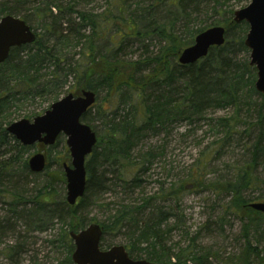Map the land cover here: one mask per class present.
Here are the masks:
<instances>
[{
    "label": "trees",
    "instance_id": "obj_1",
    "mask_svg": "<svg viewBox=\"0 0 264 264\" xmlns=\"http://www.w3.org/2000/svg\"><path fill=\"white\" fill-rule=\"evenodd\" d=\"M104 1L99 9L88 8L91 0H0V17L19 16L37 33L33 43L12 48L0 63V256L16 262L28 250L31 234L46 233L45 241L61 256L52 264H72L69 232L98 223L100 248L118 240L113 245H123L134 260L264 264V213L249 206L264 202V190L252 195L264 186L256 173L264 157V95L255 90L256 71L244 45L248 25L232 20L234 7L249 0ZM213 26L225 27V43L194 64H179V52ZM153 41L157 48L150 51ZM134 44L142 53L126 58ZM69 78L73 92L66 88ZM82 90L96 94L81 120L92 127L97 141L85 162L84 194L69 205L62 167L69 161L68 149L64 145L53 152L62 135L52 146L37 145L36 151L46 155V167L33 173L27 164L31 147L20 144L6 126L20 119L18 112L26 111L28 101L46 102L40 112L22 115L32 119L67 92ZM254 95L261 99L260 127L248 160L226 165L219 174L211 167L216 150L205 149L184 179H155L153 191L143 190L145 175L163 155L162 145L144 150L143 141L172 125L204 120L210 110L232 107V116L211 119L224 147L227 138L241 137L238 112ZM188 190L224 198L212 225L206 226L221 232L228 217L238 219L243 241L239 252L224 257L197 242V233L189 245L171 251L167 236L183 224L180 204ZM109 195L113 200H106ZM97 202L101 217L88 219L84 212ZM9 235L13 242L6 241Z\"/></svg>",
    "mask_w": 264,
    "mask_h": 264
},
{
    "label": "water",
    "instance_id": "obj_2",
    "mask_svg": "<svg viewBox=\"0 0 264 264\" xmlns=\"http://www.w3.org/2000/svg\"><path fill=\"white\" fill-rule=\"evenodd\" d=\"M234 23L245 22L248 31L244 45L249 50V64L255 68V90L264 95V0H250L249 3L233 12ZM35 33L24 20L4 15L0 17V63H3L15 47L34 42ZM226 29L213 26L197 34L193 43L179 52L177 61L181 65L194 64L204 58L212 47L225 43ZM96 102V94L82 90L78 94L67 93L52 102L40 115L32 119L21 118L6 126L23 146L35 144L52 146L59 135L65 137V145L70 157L63 163L66 183V202L75 205L85 191V162L92 153L97 136L92 127L81 118ZM29 170L41 173L46 167V155L36 151L27 161ZM249 206L264 213V202H253ZM102 227L90 223L76 232L70 231L73 243L72 264H154L145 259H132L123 245H112L108 249L100 248Z\"/></svg>",
    "mask_w": 264,
    "mask_h": 264
},
{
    "label": "rangeland",
    "instance_id": "obj_3",
    "mask_svg": "<svg viewBox=\"0 0 264 264\" xmlns=\"http://www.w3.org/2000/svg\"><path fill=\"white\" fill-rule=\"evenodd\" d=\"M250 1V0H249ZM249 1L242 2L241 6L245 7ZM98 7L99 9L105 6L104 0H91L89 7ZM235 6L237 10L242 8ZM100 11V10H99ZM153 46L149 47L150 51H155L157 43L152 42ZM142 49H137V44L131 46L126 50V58L136 59L141 53ZM242 57V55H240ZM50 69H47L49 71ZM68 86L71 87L73 80L69 78ZM68 93V92H67ZM66 93V94H67ZM65 95V94H64ZM63 96V95H62ZM261 99L259 96H252L246 103L241 105L238 112L241 118L242 126L238 128L241 137L238 134L227 138V144L221 147L219 141L222 134H216L213 130H217L213 125L211 119L218 117H230L236 113L232 107L223 110H210L204 116V120L194 121L192 124L187 122L178 123L175 126L168 127L163 133L157 136H150L140 145L142 149H146L151 145L163 146L161 158L157 160L151 170L145 175L146 182L143 184V190L153 191L155 183L153 180H166L168 182L184 179L187 171L190 170L192 163L197 159L201 152L205 149H215L216 153L213 157L211 167L219 174L225 172V166L246 161L250 157L251 146L258 134L260 123L258 122V107ZM46 106V102L42 98H36L34 101H28L26 104V111L40 112ZM22 115L26 111L19 110ZM264 113V109H263ZM20 115L18 118H23ZM18 120V119H16ZM263 122V121H262ZM211 129V130H210ZM237 132V131H236ZM237 132V133H238ZM38 145V144H37ZM37 145L30 146L29 154L32 155L38 149ZM65 145V137L62 135L61 141L53 152H61ZM221 147V148H220ZM217 151L219 153H217ZM195 168V167H194ZM196 169V168H195ZM257 176L264 178V157H262L257 165ZM118 186L116 191H121ZM140 190V189H138ZM264 190V186L252 195L256 196ZM112 195V194H111ZM106 200H113L112 196ZM223 197H217L211 192H195L188 190L183 194L180 208L183 212V224L174 228L167 236V246L171 251L176 253L178 249L189 245L191 237L198 234L197 242L204 246L210 247L213 251H218L224 257L239 252L243 241L240 239V222L233 216L228 217L227 224L223 227V231H218L216 228L207 227L206 224L212 225V220L217 216L219 209L218 204L222 202ZM227 199V198H226ZM100 202H97L87 208L84 215L89 219L92 217H101ZM4 214V209L0 205V215ZM172 223V220L170 221ZM207 227V228H206ZM28 240L26 252L16 262H9L0 256V264H52L56 259L60 258L59 254L52 249L45 239L48 237L46 233H34ZM110 236L106 237L107 243H110ZM14 236L9 235L7 242H13ZM115 240V239H113ZM119 241H113V244H118ZM112 244V245H113Z\"/></svg>",
    "mask_w": 264,
    "mask_h": 264
},
{
    "label": "bare ground",
    "instance_id": "obj_4",
    "mask_svg": "<svg viewBox=\"0 0 264 264\" xmlns=\"http://www.w3.org/2000/svg\"><path fill=\"white\" fill-rule=\"evenodd\" d=\"M15 17H18V18H20V19H22L21 17H19V16H15ZM22 20H24V19H22ZM25 21V20H24ZM26 23V22H25ZM27 24V23H26ZM28 25V24H27ZM32 28V27H31ZM33 30V32L35 33V35H36V37H37V33H36V31L34 30V29H32ZM36 39V38H35ZM35 41V40H34Z\"/></svg>",
    "mask_w": 264,
    "mask_h": 264
},
{
    "label": "flooded vegetation",
    "instance_id": "obj_5",
    "mask_svg": "<svg viewBox=\"0 0 264 264\" xmlns=\"http://www.w3.org/2000/svg\"><path fill=\"white\" fill-rule=\"evenodd\" d=\"M111 247V246H110ZM109 247L105 248V249H108ZM105 249H102V250H105Z\"/></svg>",
    "mask_w": 264,
    "mask_h": 264
}]
</instances>
